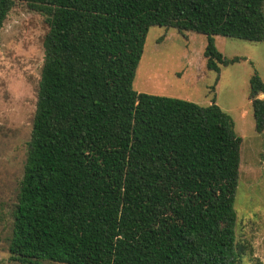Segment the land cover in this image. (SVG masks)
Listing matches in <instances>:
<instances>
[{
    "label": "trees",
    "instance_id": "16d2710c",
    "mask_svg": "<svg viewBox=\"0 0 264 264\" xmlns=\"http://www.w3.org/2000/svg\"><path fill=\"white\" fill-rule=\"evenodd\" d=\"M49 26L8 250L24 264H238L242 137L216 100L134 89L151 26L264 40V0H0ZM264 80L250 78L256 131Z\"/></svg>",
    "mask_w": 264,
    "mask_h": 264
},
{
    "label": "rangeland",
    "instance_id": "374dc122",
    "mask_svg": "<svg viewBox=\"0 0 264 264\" xmlns=\"http://www.w3.org/2000/svg\"><path fill=\"white\" fill-rule=\"evenodd\" d=\"M48 29L43 15L21 2L10 11L0 32V264H24L10 259L11 212L24 173ZM215 38L225 56L240 57L221 66L219 76L207 67L206 35L151 26L133 85L139 92L201 105L215 99L233 117L235 130L242 137L234 202L242 252L238 264H264V129L256 131L250 99L251 76L257 71L264 80V40Z\"/></svg>",
    "mask_w": 264,
    "mask_h": 264
}]
</instances>
